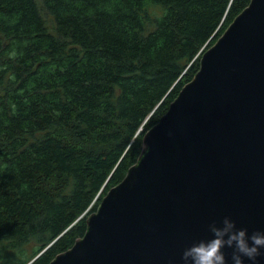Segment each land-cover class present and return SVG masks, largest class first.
<instances>
[{
    "label": "trees",
    "instance_id": "obj_1",
    "mask_svg": "<svg viewBox=\"0 0 264 264\" xmlns=\"http://www.w3.org/2000/svg\"><path fill=\"white\" fill-rule=\"evenodd\" d=\"M250 1L0 0V264H49L85 234Z\"/></svg>",
    "mask_w": 264,
    "mask_h": 264
},
{
    "label": "water",
    "instance_id": "obj_2",
    "mask_svg": "<svg viewBox=\"0 0 264 264\" xmlns=\"http://www.w3.org/2000/svg\"><path fill=\"white\" fill-rule=\"evenodd\" d=\"M225 217L249 236L264 232V0H251L202 53L85 234L49 264H184L183 251ZM223 251L233 264V249Z\"/></svg>",
    "mask_w": 264,
    "mask_h": 264
},
{
    "label": "clouds",
    "instance_id": "obj_3",
    "mask_svg": "<svg viewBox=\"0 0 264 264\" xmlns=\"http://www.w3.org/2000/svg\"><path fill=\"white\" fill-rule=\"evenodd\" d=\"M212 238L200 240L183 251L184 264H227L224 249H233V264H244L247 258L255 264L264 249V232L256 231L250 236L246 229H237L235 223L225 217L222 227L209 225Z\"/></svg>",
    "mask_w": 264,
    "mask_h": 264
},
{
    "label": "rangeland",
    "instance_id": "obj_4",
    "mask_svg": "<svg viewBox=\"0 0 264 264\" xmlns=\"http://www.w3.org/2000/svg\"><path fill=\"white\" fill-rule=\"evenodd\" d=\"M46 20H48V22H49L50 26L52 27V24H51V21H50V19H49L48 17H46Z\"/></svg>",
    "mask_w": 264,
    "mask_h": 264
}]
</instances>
